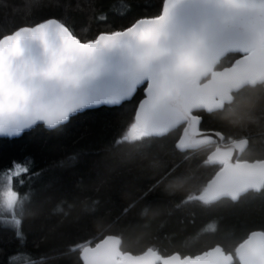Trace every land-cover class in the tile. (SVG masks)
Segmentation results:
<instances>
[{"label":"trees","instance_id":"obj_1","mask_svg":"<svg viewBox=\"0 0 264 264\" xmlns=\"http://www.w3.org/2000/svg\"><path fill=\"white\" fill-rule=\"evenodd\" d=\"M160 10L161 0H0V35L54 18L87 41ZM236 58L225 55L214 70ZM142 98L140 89L118 107L83 111L51 130L39 125L0 149V170L13 160L30 170L14 185L29 198L23 236L0 220V264H82L79 251L108 235L132 255L194 257L219 246L233 256L248 234H264V185L235 201H209L205 184L219 168L207 164L209 147L180 152L181 128L161 138L139 131L133 115ZM198 115L201 130L247 141L241 161L264 160V82Z\"/></svg>","mask_w":264,"mask_h":264},{"label":"snow or ice","instance_id":"obj_2","mask_svg":"<svg viewBox=\"0 0 264 264\" xmlns=\"http://www.w3.org/2000/svg\"><path fill=\"white\" fill-rule=\"evenodd\" d=\"M224 51L241 52L240 65L264 52V0H161L158 14L87 41L54 18L0 35V149L39 125L54 129L84 110L119 106L140 89L137 107L149 111L198 61ZM29 171L16 160L0 170V216L11 218L18 239L29 198L14 185ZM89 251L84 264H95Z\"/></svg>","mask_w":264,"mask_h":264},{"label":"water","instance_id":"obj_3","mask_svg":"<svg viewBox=\"0 0 264 264\" xmlns=\"http://www.w3.org/2000/svg\"><path fill=\"white\" fill-rule=\"evenodd\" d=\"M229 54L237 55L238 58L230 66L214 70L219 60ZM241 59L243 54L237 51L212 52L185 74L167 102L142 112L137 106L144 98L143 92V98L137 103L133 115L137 129L152 137H164L181 127L175 142V148L180 152L212 147L206 156L207 164L219 168L205 184V195L211 202L221 198L235 201L248 191L258 192L264 185V160H239L247 144L245 139L224 142V137L219 132L201 130L199 127L201 118L198 113L207 115L221 111L230 101L231 94L245 86L253 87L264 82V52H258L253 60L243 65L239 64ZM222 98L223 103L220 104ZM214 104L220 106L211 107L210 110V106ZM92 109L95 108L87 110ZM85 248L90 251L84 255L94 258L95 264H233V258L237 264H264V234L259 231L248 234L234 248L233 256L224 253L219 246L194 257H179L177 254L161 257L151 249L132 255L121 252L120 239L108 235L79 251L82 264Z\"/></svg>","mask_w":264,"mask_h":264},{"label":"rangeland","instance_id":"obj_4","mask_svg":"<svg viewBox=\"0 0 264 264\" xmlns=\"http://www.w3.org/2000/svg\"><path fill=\"white\" fill-rule=\"evenodd\" d=\"M6 182H7V181H6V178L4 177V178L1 180V182H0V190L3 189L4 184H5ZM4 216H6V217H2V219H0V220L6 222V223H8V224L11 223L10 225H12V220H11V218L7 217L6 214H5ZM0 217H1V216H0Z\"/></svg>","mask_w":264,"mask_h":264},{"label":"flooded vegetation","instance_id":"obj_5","mask_svg":"<svg viewBox=\"0 0 264 264\" xmlns=\"http://www.w3.org/2000/svg\"><path fill=\"white\" fill-rule=\"evenodd\" d=\"M237 58H238V56H237ZM237 58H236V59H237ZM232 63H233V62H232ZM223 107H224V106H223ZM222 109H223V108H222ZM222 109H221V110H222ZM197 115H198V114H197ZM198 116H199V115H198ZM199 117H200V116H199ZM180 128H181V127H180ZM235 140H236V139H235ZM229 141H232V140H225V139H224V142H229ZM209 149H210V150H209V152H210V151L212 150V147H209ZM209 152H208V153H209ZM208 153H207V154H208ZM240 155H241V154H240ZM239 160H240V157H239ZM240 161H241V160H240Z\"/></svg>","mask_w":264,"mask_h":264}]
</instances>
